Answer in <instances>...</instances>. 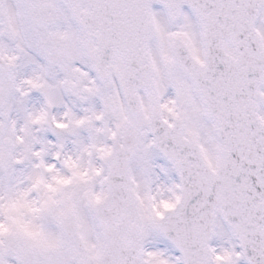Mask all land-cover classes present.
<instances>
[{
  "label": "snow or ice",
  "instance_id": "obj_1",
  "mask_svg": "<svg viewBox=\"0 0 264 264\" xmlns=\"http://www.w3.org/2000/svg\"><path fill=\"white\" fill-rule=\"evenodd\" d=\"M0 264H264V0H0Z\"/></svg>",
  "mask_w": 264,
  "mask_h": 264
}]
</instances>
